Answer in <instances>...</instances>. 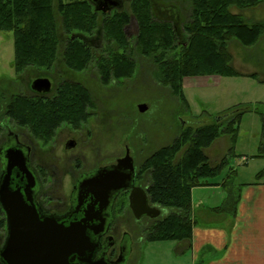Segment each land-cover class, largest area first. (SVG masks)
Wrapping results in <instances>:
<instances>
[{"label":"trees","instance_id":"1","mask_svg":"<svg viewBox=\"0 0 264 264\" xmlns=\"http://www.w3.org/2000/svg\"><path fill=\"white\" fill-rule=\"evenodd\" d=\"M57 1L0 0V31L13 32L16 74L29 68L50 71L59 61L67 69L81 72L94 63L101 82L109 84L135 73L134 55L139 53L154 61L161 81L185 103V77L246 75L259 80L257 74H242L233 67L229 43L236 40L245 47L258 43L264 34V21L248 22L230 8H254L261 0H191L190 16L181 32L173 22L155 18L151 0H131L129 9L116 10L105 19L99 18L89 0ZM59 18L68 35L62 51ZM131 18L139 28L133 38L124 31ZM94 35L101 39V45L95 44ZM5 102L2 116L44 143H49L62 125L81 127L94 105L88 87L70 80H62L52 97L11 93ZM245 112L229 110L212 124L184 129L172 144L146 159L145 167L151 172L150 200L169 210L144 229L146 242L175 241L191 248L196 223L192 207L195 187L221 184L228 196L216 210L236 215L240 195L230 186L235 170L231 168L230 174L221 176L229 158L235 156L232 146L218 164L209 162L205 149L222 136L234 144ZM178 154L181 156L176 160ZM252 157L264 160V133L258 154ZM262 179L264 168L256 175V180ZM6 235V216L0 205V237L5 240ZM202 257L195 264H207ZM0 264L5 263L0 260Z\"/></svg>","mask_w":264,"mask_h":264},{"label":"rangeland","instance_id":"2","mask_svg":"<svg viewBox=\"0 0 264 264\" xmlns=\"http://www.w3.org/2000/svg\"><path fill=\"white\" fill-rule=\"evenodd\" d=\"M130 1L124 0L121 7L123 9L120 10L129 9ZM153 2L156 6L155 18L176 23L181 32L182 24L190 16L191 0ZM230 11L242 14L248 22L264 21V0L254 8L241 9L232 6ZM99 18L101 19L100 15ZM58 21L62 51L68 35L63 30L60 18ZM130 31H136L135 25H132ZM93 38L98 37L94 35ZM95 44L101 45V39H96ZM229 50L238 72L255 73L259 80H264V34L258 43L251 47L231 40ZM96 52L98 53V50ZM134 57L137 60L135 73L129 78L115 80L109 84L101 82L94 63L81 72L67 69L59 61L50 71L29 68L25 73L16 74L13 68V32L0 31V149L6 148L3 140L7 133H24L26 138L34 142L39 160L52 172L53 188H60L62 183L60 192L54 195L66 197L71 192L74 179L80 174V171L75 170L74 163L81 162L83 170L90 171L124 155L125 146H129L131 155L135 156L136 163L140 165L160 148L172 144L184 129L212 124L221 114L240 109L246 112L241 119L235 143L233 144L228 136H222L214 148H211L213 143L205 149V153L211 164H218L228 156L232 146L235 156L229 158V165L224 169L222 177L230 174L232 168L235 170V173H231L232 183L238 185L255 181L257 173L264 168V160L252 157L258 154L263 140L264 82L246 75L190 76L188 81L191 82L192 77V87H185L183 79L187 100L185 103L161 81L151 58L139 53H135ZM45 74L53 80L55 86L62 80L76 81L84 84L91 92L94 105L88 111V120L82 124V128L80 127L81 132L76 133L81 143L78 151L74 153H66L63 148L65 139L73 134L70 131L74 129L73 126L65 125L66 127L55 133L49 143H44L34 138L26 129L16 128V124L2 116L5 99L11 93L36 96L31 91V82L37 76ZM142 104L148 106L144 112L139 110ZM226 149L227 154L223 155ZM181 154L177 155L176 160ZM242 156H248L247 163L243 161ZM0 157L3 155L0 154ZM168 213L169 210L163 208L160 218ZM118 214V234L128 231L134 238L135 256L131 264H195L196 258H193L192 250L187 249L186 244L175 241L146 242L139 239L141 226L135 221L130 209L121 207ZM220 216L216 215L217 218ZM195 219L198 223L202 221L199 217ZM3 240L0 237V246ZM205 255H201L202 258Z\"/></svg>","mask_w":264,"mask_h":264},{"label":"water","instance_id":"3","mask_svg":"<svg viewBox=\"0 0 264 264\" xmlns=\"http://www.w3.org/2000/svg\"><path fill=\"white\" fill-rule=\"evenodd\" d=\"M101 9L96 7V10ZM131 25H135V34H138L139 28L134 18L131 19ZM31 87L35 91L47 93L52 83L49 78L40 77L33 81ZM147 109L145 104L139 106L141 112ZM69 146H73V143ZM4 158L6 166L0 185V201L6 216L7 236L0 249V260L5 264H107L103 261L92 262L97 245L89 236V231H102L105 225L103 217L97 228L94 225V220H99L95 207L86 208L82 211V218L69 222L59 221L54 216L40 215L30 198L34 175L25 153L20 148L11 147L7 148ZM122 167L134 172L133 159L129 153L112 168H103L81 183L85 199L89 196L91 200L98 199L106 205L110 193L123 187L128 179L129 175L121 172ZM18 173L23 174L28 183L24 189H11L10 183L14 176L20 180L22 178ZM129 200L137 219L143 216L157 218L161 215V208L150 206L147 194L141 188H134ZM105 208L100 209V214ZM76 209L78 213L80 207Z\"/></svg>","mask_w":264,"mask_h":264},{"label":"flooded vegetation","instance_id":"4","mask_svg":"<svg viewBox=\"0 0 264 264\" xmlns=\"http://www.w3.org/2000/svg\"><path fill=\"white\" fill-rule=\"evenodd\" d=\"M90 2L94 6L95 10L96 7L102 8L101 10H96L101 16V19H105L107 15H111L116 10L123 9L121 7L124 4V0H90ZM151 2L155 16L156 15L155 2H153V0H151ZM173 24L176 30H178L177 24L174 22ZM131 27L132 25L129 26V24H127L124 28L125 34L129 38H133V36H135V32L132 33V31H130ZM26 71H28V69ZM23 73H25V71ZM40 77H47L51 80L52 83L51 90L47 93H44V92L35 91L31 87V91L36 96L39 97H52L56 93L59 84L55 86L53 84V80L48 75L45 74L34 78L31 82V86L33 81ZM50 94L53 95L48 96ZM64 127L66 126L62 125L56 132H58L60 129H63ZM16 128L24 129L19 126H17ZM81 128L80 127L74 129L72 128L73 130L70 129V131H72L73 134L68 136L67 139H65V141L63 142V148L66 151V153L69 152L74 153L79 148L81 141L76 136V133H80ZM3 141L6 143L5 145L6 148L0 149V154L3 155V157H0V185L3 181L4 173H5L6 161L4 157L7 148H11V147L20 148L25 153L27 157L28 166L34 175V187L32 189L30 198L33 202V205L37 207L40 215L54 216L59 221L69 222L77 218L78 219L82 218L83 217L82 211H84L86 208L88 209L89 207H95L96 217H99V220H94V225L97 228V224L100 223L101 217L105 219V225L102 231L99 232L89 231V236L91 237L92 241L95 242L97 245L92 262L103 261L106 262L107 264H131L135 256L134 238L131 235V233L128 231H125L122 234H118L120 227L118 224L119 223L118 212L120 211L121 207L124 208L126 207L127 209L128 208L130 209V212L135 218V221L139 223V225L141 226L139 231L140 233L139 239H143L144 229L147 227V225H149L151 222L157 219V218H151L149 216H143L140 219H137L130 208L131 206H130L129 198L134 188L143 189L146 192L147 197L149 199V205L152 207L156 206L151 202L149 197L151 172L145 167L146 159L140 165H138L135 161V156H132L130 153L129 146H125L124 155L119 156L113 162L97 166L90 171L83 170L84 167L82 166L81 162L74 163L75 170L80 171V174L78 177L74 179V182L72 184V189L69 195L63 197L61 195H57L60 192L62 183H60V188L59 187L55 189L53 188V176L51 174L52 172L41 162V160H39V157L36 155V147L33 141H30L29 138H26L24 133H14L11 131L7 133ZM70 143H73V146H69ZM128 153L133 159L134 172H131L125 167H122L121 172L129 175L128 179L124 183L126 186L124 185L125 187L123 186L116 191L115 190L112 191L109 197L107 198L108 202L106 205L101 204V202L96 198H95L96 201L94 199L91 200L89 196L85 199V194L81 190V183L85 179L94 176L99 170L103 168H112L118 163V160L123 159L125 156H127ZM18 175L20 176V178L21 177L22 178L20 180L15 175L12 180V183H10L11 189H17V187L24 189L26 187L28 183L26 178L21 173L20 174L18 173ZM54 193L57 194L54 195ZM26 200H28L27 196H26ZM0 205L2 206L1 201H0ZM76 207H80L78 213ZM102 207H106V208L103 209L102 214H100V209Z\"/></svg>","mask_w":264,"mask_h":264},{"label":"crops","instance_id":"5","mask_svg":"<svg viewBox=\"0 0 264 264\" xmlns=\"http://www.w3.org/2000/svg\"><path fill=\"white\" fill-rule=\"evenodd\" d=\"M188 80L189 77L184 78V86L192 87V77L191 82ZM242 157L247 163L248 156ZM231 186L240 195L235 216L216 210L228 196L221 184L192 189L193 216L202 220L198 223L195 219L190 248L193 258L197 261L206 254L207 264H264V181L255 179ZM216 215L221 216L217 218Z\"/></svg>","mask_w":264,"mask_h":264}]
</instances>
